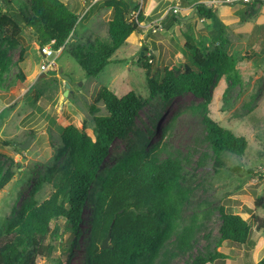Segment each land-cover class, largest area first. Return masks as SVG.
I'll use <instances>...</instances> for the list:
<instances>
[{
  "label": "rangeland",
  "instance_id": "obj_1",
  "mask_svg": "<svg viewBox=\"0 0 264 264\" xmlns=\"http://www.w3.org/2000/svg\"><path fill=\"white\" fill-rule=\"evenodd\" d=\"M61 1L79 16L73 38L58 53L45 59L41 56L39 49L42 46L36 39V32L32 28L24 29L19 44L9 50L12 65L0 78V163L9 165L12 162L15 173L0 192V234L6 233L9 222L32 197L41 204L53 191V183H45L36 194H33V187L48 169L64 162L66 156L60 160L56 158L58 148L62 147L63 129L74 125L80 130H95L91 106L99 109L97 116L107 114L103 103L98 101L102 88H108L120 97L134 91L149 103L140 112L127 137L113 143L100 169V178L93 186V195L100 190L101 180L107 172L130 153L165 148L162 156L179 159L184 168L181 187L188 192V202L181 226L196 220L198 230L192 251L178 253L173 238L164 249L166 255L162 254L155 264H190L198 255L208 257L215 252L225 257L212 264H257L264 253V246L263 249L260 247L264 243L263 232L254 225L252 241L248 246H242L227 241L220 243L219 228L221 207L241 214L249 223L253 222L252 216L264 218V209L255 207L257 197L264 196V176L261 177L264 175V26H261L264 4L257 5V15L247 19L242 5L235 6L223 17V5L217 3L219 0H138L148 18L142 24L144 33L133 34L100 75L88 77L74 58V51L78 45L87 52L100 42L109 41L108 22L112 10L106 7V0ZM199 3L216 7L219 18L224 21L218 28L226 30L231 42L230 53L239 51L249 55L238 64L243 75L242 86L230 88L225 78L218 79L209 106V114L215 121L249 142L242 156L228 152L221 154L227 168L215 165L213 152L205 141L201 107L204 100L192 94L170 101L161 96L150 98L147 71L136 63L139 53L146 52L147 57H153L151 64L155 71L173 66L184 68L189 61L182 49L189 36L197 43L216 29L215 24L201 20L196 14L187 19L193 12L192 6ZM174 7L185 11L175 13ZM13 8L16 10L17 7ZM169 13L180 15L186 21L169 28L162 24ZM2 38L1 35L0 40ZM21 53L24 61H19ZM52 60H55V66L42 72L41 65ZM21 70L24 81L20 79ZM60 73L72 79L67 96L66 80ZM28 140L30 145L26 149L15 145ZM4 141L13 142L12 146H4ZM234 166H240L241 170L232 171ZM55 224L52 223L53 228ZM58 224L61 225L59 235H62L64 223ZM86 228L83 223L82 231ZM70 235V232L63 233L58 239L52 235L47 240L55 245L53 259L66 260L63 250L69 245ZM85 237L82 235L80 239L82 246ZM260 248L262 251L258 253ZM82 251L75 250L71 264H84ZM37 262L53 264L45 257H39Z\"/></svg>",
  "mask_w": 264,
  "mask_h": 264
},
{
  "label": "trees",
  "instance_id": "obj_2",
  "mask_svg": "<svg viewBox=\"0 0 264 264\" xmlns=\"http://www.w3.org/2000/svg\"><path fill=\"white\" fill-rule=\"evenodd\" d=\"M105 5L112 10L108 22L109 41L100 42L87 52L78 45L74 51V58L88 77L100 75L131 35L143 34L142 24L148 19L138 0H106ZM234 6L224 4L223 12L229 13ZM242 6L247 19L257 15V4ZM191 10L196 11L201 20L215 24L216 29L197 43L189 36L182 49L189 61L184 68L173 66L155 71L151 64L153 57H147L146 52L139 53L136 63L147 71L150 98L161 96L170 101L192 94L204 100L201 107L205 141L213 152L215 165L227 168L221 154L242 156L249 142L215 121L209 114V106L218 79L225 78L230 88L242 86L243 75L238 64L249 55L239 51L230 53L231 42L225 28H218L224 22L215 6L199 3ZM261 17V26H264V8ZM78 20V14L61 0H0V36H3L0 40V78L12 65L9 50L19 44L24 29L32 28L41 46L55 41L53 47L58 51L76 34ZM182 23L181 16L173 13L162 20L169 28ZM4 44L7 47L3 48ZM22 53L19 61H24ZM20 75L24 81L22 70ZM98 101L103 103L107 114L97 116L99 109L91 106L93 132L74 125L63 129L62 147L58 148L56 158L60 160L66 156L64 162L47 170L34 185L33 194L45 183H53L54 189L41 204L32 197L9 222L6 233L0 234V264H38L39 257L50 259L53 264H71L77 249L83 250L84 264H155L162 254L166 255L164 249L173 238L178 253L192 251L198 224L196 220L183 227L180 223L188 202V192L181 187L184 168L179 159L162 156L165 148L130 153L107 172L100 190L93 195V186L100 178V169L113 143L127 137L149 103L134 91L120 97L108 88L99 91ZM12 143L3 142L6 147ZM12 165V162L9 165L0 163V192L15 175ZM231 169L239 172L241 167ZM255 207L264 209V196L257 197ZM220 219V243L227 241L248 246L254 225L264 233V218L258 216H252V224L241 214L221 207ZM53 222L56 223L54 228ZM59 222L64 223L63 233H71L69 245L63 250L65 261L61 257L53 259L55 245L47 243L52 235L55 239L62 238ZM83 223L87 225L85 231H82ZM109 234L108 248L101 249ZM82 235H86L83 246L80 244ZM224 257L220 252L208 257L198 255L190 264H212ZM257 264H264V257Z\"/></svg>",
  "mask_w": 264,
  "mask_h": 264
},
{
  "label": "built area",
  "instance_id": "obj_3",
  "mask_svg": "<svg viewBox=\"0 0 264 264\" xmlns=\"http://www.w3.org/2000/svg\"><path fill=\"white\" fill-rule=\"evenodd\" d=\"M218 4H235V6L237 5H244V4H257V5H261V4H264V0H219L217 2ZM213 6V5H211ZM185 9H182L180 7H174V12L175 13H178L180 11H182ZM160 27V26H159ZM158 28V27H157ZM54 44H55V41H52L50 44H47L45 46H42L40 47V53H41V56H43L45 59L49 58V57H52L55 53H58V51H56L54 49ZM63 48V47H62ZM55 60H52L50 62H48L47 64L43 63L41 65V71L42 72H47L48 70H50L51 68H53V66H55Z\"/></svg>",
  "mask_w": 264,
  "mask_h": 264
},
{
  "label": "water",
  "instance_id": "obj_4",
  "mask_svg": "<svg viewBox=\"0 0 264 264\" xmlns=\"http://www.w3.org/2000/svg\"><path fill=\"white\" fill-rule=\"evenodd\" d=\"M196 14V11H193L190 16H187V19H192ZM186 20L183 19V22H185ZM36 39L39 41V38L38 36H36ZM60 75L66 80V87H67V92L65 93V96H67V93H68V90L70 88V82H71V78L69 76H66V75H62L60 73ZM16 146H19L21 149H26L29 147L30 145V140L26 141L24 144H18V143H15ZM109 241H110V234L107 236V238L104 240L103 244H102V247L101 249H107L108 248V244H109Z\"/></svg>",
  "mask_w": 264,
  "mask_h": 264
},
{
  "label": "crops",
  "instance_id": "obj_5",
  "mask_svg": "<svg viewBox=\"0 0 264 264\" xmlns=\"http://www.w3.org/2000/svg\"><path fill=\"white\" fill-rule=\"evenodd\" d=\"M234 7H235V6H234ZM234 7H233V8H234ZM233 8H231V9H233ZM231 9H230V11H231ZM223 10H224V8L222 9V13H223V15H224L223 17H226L225 15H229L230 11H229V13H224ZM187 13H188V12H187ZM220 20H221L222 22H224L221 18H220ZM131 36H132V35H131ZM131 36H130V37H131ZM130 37H129V38H130ZM263 244H264V243H263ZM263 244L260 245V247H262V249H263V246H264ZM262 249L260 248V250L258 251V253L261 252ZM263 256H264V253H262V255H260V259L258 260V262L261 261V260L263 259Z\"/></svg>",
  "mask_w": 264,
  "mask_h": 264
}]
</instances>
